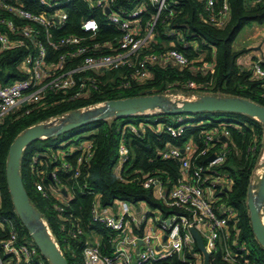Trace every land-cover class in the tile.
Listing matches in <instances>:
<instances>
[{
    "label": "trees",
    "instance_id": "trees-1",
    "mask_svg": "<svg viewBox=\"0 0 264 264\" xmlns=\"http://www.w3.org/2000/svg\"><path fill=\"white\" fill-rule=\"evenodd\" d=\"M21 1L27 8H34L29 0ZM174 1L173 15L165 17L163 13L156 22L157 43L150 50H161V40H173L174 47L190 60L187 66L173 63L153 65L149 77L141 82L131 79L126 69L113 70L107 75L89 73L85 77H93L97 88L91 89L88 95L73 97L77 87L68 91L50 92L38 103L22 105L0 120V220L4 223V227H0V241L8 236L9 225L6 219L11 221L20 242L31 240L13 208L4 177L8 147L26 127L47 122L81 107L144 95L149 90L197 96L212 94L242 97L264 106V79L254 77L250 67L239 65L238 60L246 49H233L236 37L246 25L264 24V1L253 3V0H228V19L220 28L210 25L201 16L203 0ZM118 2L124 7L130 3L129 0ZM147 9L141 15L143 21L153 13L151 7ZM86 16L94 17L98 22L96 41L110 40L115 43L119 38L117 26L109 23L102 11H88L87 4L81 1L71 3L67 24L57 33L83 34L79 22ZM167 29L178 31L192 45L182 47L175 35L172 38L166 36ZM24 55L23 49L0 50L1 85L26 77L19 65ZM261 64L264 66V59ZM179 118L181 122H178ZM182 123L190 126L178 137H171L161 131L162 125L176 126ZM129 125H133L137 132L131 131ZM222 126L229 131L226 140L228 154L217 168L231 177L232 185L218 197L216 203L223 202L235 211L236 220L231 219L229 225L232 238L244 246V250L238 252L240 263L264 264V249L252 233L246 202L251 178L264 145V134L261 123L247 115L200 111L95 119L57 136L27 144L21 155L20 175L29 201L45 220L68 264H82L85 236L97 234L101 250L107 254L111 250L109 239L114 235L104 226L92 222L91 207L94 201L102 209L111 207L116 200L126 201L135 208L144 203L162 217L168 216L175 210L164 204L153 187L144 188L140 183L142 177L156 176L169 189L179 176V163L162 159L158 152L171 145L181 147L190 139L200 146L204 131ZM74 136L76 139H72ZM121 139L127 147L128 155L118 174L115 168ZM81 141L89 143L90 156H83L78 163V156L84 155L79 147ZM64 162L69 164L68 168L62 167ZM197 162H202V159H197ZM52 173L54 178L51 177ZM36 183L42 185L43 192L36 189ZM61 189L65 194L60 192ZM57 206L63 210L59 212ZM72 225H78L84 230L85 235L80 240L70 237ZM193 251L202 254L197 247ZM222 254L219 247L217 251L208 254V263L230 264L223 260ZM2 258L5 264H13L8 255L3 254ZM151 264L181 262L177 256H171Z\"/></svg>",
    "mask_w": 264,
    "mask_h": 264
},
{
    "label": "built area",
    "instance_id": "built-area-1",
    "mask_svg": "<svg viewBox=\"0 0 264 264\" xmlns=\"http://www.w3.org/2000/svg\"><path fill=\"white\" fill-rule=\"evenodd\" d=\"M79 1L87 4L88 11H102L106 20L117 26L120 34L115 43L110 40H95L99 26L91 16L80 19L79 27L83 34L57 33L67 24L71 3ZM203 1L201 16L212 26H224L228 19V0ZM260 1L264 0H253V3ZM29 2L33 9L24 6L21 0H0V50L23 49L25 55L19 65L26 74L23 79L0 84V120L22 105L38 103L50 92L68 91L77 87L73 97L88 95L91 89L97 88L93 77H85L89 73L107 75L113 70L126 69L131 79L141 82L149 77L153 65L173 63L187 66L190 63L186 55L174 47L173 40H161V50H150L157 43L156 22L163 13L165 17L173 15L176 4L174 0H129L126 7L119 4L118 0ZM148 7H151L150 11L153 13L143 21L141 15L143 11H148ZM174 35L182 47L192 45L178 31L167 29V37L172 38ZM263 59L264 51L250 66L254 77L258 79H264V66L261 64ZM170 96L172 98L167 97L178 103L197 97L180 93ZM104 103L77 110L94 109ZM158 113L151 111L138 115ZM60 117L53 119L60 120ZM181 120L179 118L178 122ZM189 126L188 123L162 125L161 131L171 137H178ZM128 127L137 132L133 125ZM228 136L229 131L222 126L216 130L204 131L200 146L190 139L181 147L171 145L158 152L162 159L179 163V176L169 189L156 176H144L140 183L144 188L153 187L164 204L175 210L166 217L149 208H139L138 215L136 208L123 200H116L111 206L117 204L114 211L105 213L94 201L91 207L92 222L104 226L114 235L109 239L111 250L107 254L102 252L97 234L85 236L82 264H151L171 256H177L181 264H204L203 253L193 251L197 244L192 230L198 233L208 254L221 247L223 260L230 264L245 263H240L238 253L244 250V246L236 238H232L230 232L229 222L231 219L236 220L235 211L223 202L216 203L218 197L232 185L231 177L217 168L228 154ZM79 147L84 155L78 156V163L83 156H90L89 143L81 141ZM263 152L264 145L251 178L252 189L261 174ZM210 154H214V158L206 162L205 158ZM127 155V147L121 139L115 168L118 174ZM197 159H202V162H197ZM62 167L68 168L69 164L64 162ZM51 177L54 178V173ZM35 187L43 192L40 183H36ZM56 209L59 212L63 210L61 206ZM5 221L9 230L8 236L0 241V264H5L3 254L8 255L13 264H49L40 256L32 240L20 242L11 221ZM0 227H4L1 220ZM69 235L72 239L80 240L85 233L78 225H72Z\"/></svg>",
    "mask_w": 264,
    "mask_h": 264
},
{
    "label": "water",
    "instance_id": "water-1",
    "mask_svg": "<svg viewBox=\"0 0 264 264\" xmlns=\"http://www.w3.org/2000/svg\"><path fill=\"white\" fill-rule=\"evenodd\" d=\"M108 10L107 12H109ZM256 49L259 50L260 48L257 47ZM151 111L164 114H184L200 111L241 113L259 121L264 134V106L251 100L242 97L201 94L193 100H183L178 103L170 100L165 94L154 93L151 90L140 96L109 100L104 105L94 109L70 111L62 115L59 118L60 120L57 119L60 122L56 125H48V123L42 122L26 127L14 137L8 147L4 177L16 214L40 254L49 264H68V261L59 249L40 212L29 201L20 175V160L23 149L32 141L57 136L95 119L124 117ZM213 158L214 154H210L205 158V161H211ZM261 168V174L254 188L252 189L251 186L248 188L246 202L252 233L264 249V161L261 163ZM61 192L65 194L63 189H61ZM192 234L198 249L203 253L204 264H209V255L200 236L195 230H192Z\"/></svg>",
    "mask_w": 264,
    "mask_h": 264
},
{
    "label": "crops",
    "instance_id": "crops-1",
    "mask_svg": "<svg viewBox=\"0 0 264 264\" xmlns=\"http://www.w3.org/2000/svg\"><path fill=\"white\" fill-rule=\"evenodd\" d=\"M254 24V23H253ZM255 25V24H254ZM260 26H262V30L261 32H258L259 34H257L256 32H254V30H256V28L253 26L251 27V29L253 31H250L251 34H249L247 36V39H249V43H248V48L246 49V52L249 51V52H245L238 60V63L240 66L242 67H250L252 62L254 60H256L257 58H260L261 57V54L262 52V46L264 45V25L263 24H260ZM257 47H259L260 49H256ZM116 205L114 207H109V208H106V209H103V211L105 213H112L114 211L113 208H116ZM141 209V210H144V209H147L146 205L140 203L138 205V209ZM137 209V207H136ZM137 214L139 215V210L137 211Z\"/></svg>",
    "mask_w": 264,
    "mask_h": 264
},
{
    "label": "rangeland",
    "instance_id": "rangeland-1",
    "mask_svg": "<svg viewBox=\"0 0 264 264\" xmlns=\"http://www.w3.org/2000/svg\"><path fill=\"white\" fill-rule=\"evenodd\" d=\"M255 24V25H254ZM252 23V24H249V25H246L241 31L240 33L238 34V36L236 37L234 43H233V49L234 50H242V49H247L248 47V43H249V39H247V36L250 33V31H253L252 29L255 27L256 30H254V32H256L257 34H259L258 32H261L262 30V26H260V24H257V23ZM253 26V28L251 29V27ZM262 51L264 50V45L262 46ZM249 52V51H247ZM246 52V53H247ZM245 53V54H246ZM202 57H203V54H202ZM152 92H155V93H158L157 90H152ZM161 94H165L167 95L169 98H172L170 95L173 94V93H161ZM57 121V120H56ZM53 118L48 120L47 122L45 123H49V122H56ZM72 139H76V136H74ZM263 221H264V217H263Z\"/></svg>",
    "mask_w": 264,
    "mask_h": 264
},
{
    "label": "bare ground",
    "instance_id": "bare-ground-1",
    "mask_svg": "<svg viewBox=\"0 0 264 264\" xmlns=\"http://www.w3.org/2000/svg\"><path fill=\"white\" fill-rule=\"evenodd\" d=\"M56 121V120H55ZM60 121H56V122H49L48 125H56L57 123H59ZM262 159H264V152H263V156ZM262 171V168H260V172Z\"/></svg>",
    "mask_w": 264,
    "mask_h": 264
}]
</instances>
